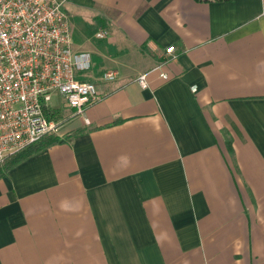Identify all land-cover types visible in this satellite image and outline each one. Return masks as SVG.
Wrapping results in <instances>:
<instances>
[{"label":"crops","instance_id":"1","mask_svg":"<svg viewBox=\"0 0 264 264\" xmlns=\"http://www.w3.org/2000/svg\"><path fill=\"white\" fill-rule=\"evenodd\" d=\"M61 1L98 99L0 177V264H264V0Z\"/></svg>","mask_w":264,"mask_h":264},{"label":"built area","instance_id":"2","mask_svg":"<svg viewBox=\"0 0 264 264\" xmlns=\"http://www.w3.org/2000/svg\"><path fill=\"white\" fill-rule=\"evenodd\" d=\"M61 5V0H0V163L43 135L58 133L59 123L47 117L55 94L74 115H83L98 99L95 83L79 76L90 69L91 55L72 49ZM96 36L106 33L100 30ZM164 54L172 56L174 46ZM153 70L168 78L161 64ZM147 74L135 79L142 88L148 85ZM117 76L107 70L101 80Z\"/></svg>","mask_w":264,"mask_h":264},{"label":"trees","instance_id":"3","mask_svg":"<svg viewBox=\"0 0 264 264\" xmlns=\"http://www.w3.org/2000/svg\"><path fill=\"white\" fill-rule=\"evenodd\" d=\"M48 119L57 120V116L54 112L47 113ZM60 141L53 133H48L43 135L38 141L32 143L31 145L25 147L24 149L17 151L13 154L8 155L2 163H0V177L6 175L7 171L12 168L17 163L24 160L29 155L46 148L47 146Z\"/></svg>","mask_w":264,"mask_h":264},{"label":"rangeland","instance_id":"4","mask_svg":"<svg viewBox=\"0 0 264 264\" xmlns=\"http://www.w3.org/2000/svg\"><path fill=\"white\" fill-rule=\"evenodd\" d=\"M56 101H57V100H56V99H54V101H53V102H54V105H56V104H57V103H56Z\"/></svg>","mask_w":264,"mask_h":264}]
</instances>
